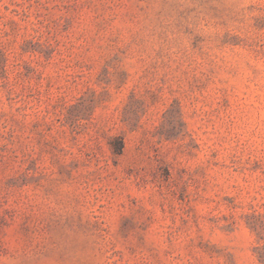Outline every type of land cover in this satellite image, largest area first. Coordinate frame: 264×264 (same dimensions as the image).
I'll use <instances>...</instances> for the list:
<instances>
[{
    "label": "rangeland",
    "instance_id": "374dc122",
    "mask_svg": "<svg viewBox=\"0 0 264 264\" xmlns=\"http://www.w3.org/2000/svg\"><path fill=\"white\" fill-rule=\"evenodd\" d=\"M0 264H264V0H0Z\"/></svg>",
    "mask_w": 264,
    "mask_h": 264
}]
</instances>
